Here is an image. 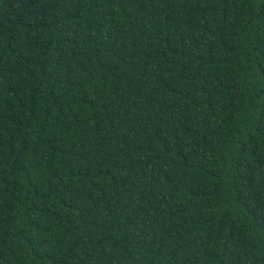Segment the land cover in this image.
I'll return each instance as SVG.
<instances>
[{
    "label": "trees",
    "instance_id": "1",
    "mask_svg": "<svg viewBox=\"0 0 264 264\" xmlns=\"http://www.w3.org/2000/svg\"><path fill=\"white\" fill-rule=\"evenodd\" d=\"M0 264H264V0H0Z\"/></svg>",
    "mask_w": 264,
    "mask_h": 264
}]
</instances>
